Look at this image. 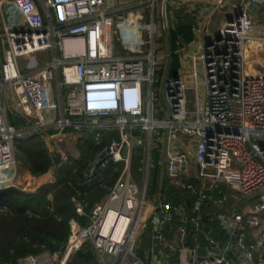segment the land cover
I'll return each instance as SVG.
<instances>
[{"label":"built area","instance_id":"obj_1","mask_svg":"<svg viewBox=\"0 0 264 264\" xmlns=\"http://www.w3.org/2000/svg\"><path fill=\"white\" fill-rule=\"evenodd\" d=\"M35 2L38 7L26 14L24 25L4 23L0 32V183L15 180L16 141L32 135L57 146L60 167L68 157L59 141L71 142L75 132L90 133L98 150L85 184L104 185L110 170L121 169L109 193L91 209L87 224L71 220L72 237L63 251L49 253L48 262L42 253L19 264H67L87 242L100 264H106V256L114 258L112 264L142 263L137 241L148 222L153 239L165 244V226L181 213L165 201L158 214L145 218L154 205L149 195L156 163L162 181L195 197V213L210 199L208 192L219 187L254 202L248 214L224 215L221 226L231 240L222 245L210 238L209 254H194L191 264H233L226 258L233 248L236 264H264V75H249L245 69L247 49L259 40L252 36L248 6L193 58L190 72L182 64L173 77L169 46L161 51L155 41L156 0H133L138 6L127 15L114 11L108 0ZM146 4H152L150 24L143 22ZM3 7L0 1V12ZM40 52H51L52 59L41 65ZM52 83L59 93L58 119L40 110L35 100ZM139 154L143 186L132 178ZM73 202L86 216L83 203L76 197ZM181 221L183 235L189 226L201 229L197 216L181 215ZM254 229L261 231L250 244ZM149 264L164 261L155 253Z\"/></svg>","mask_w":264,"mask_h":264},{"label":"trees","instance_id":"obj_2","mask_svg":"<svg viewBox=\"0 0 264 264\" xmlns=\"http://www.w3.org/2000/svg\"><path fill=\"white\" fill-rule=\"evenodd\" d=\"M194 38L190 24L170 27L168 42L171 76L174 77L179 72L181 49ZM84 136L79 143L80 158L70 159L58 167L53 183L44 184L32 193L16 187L0 189V264H19V260L28 255H40L46 251L54 255L63 251L72 237L71 220H76L81 226H85L91 209L106 197L118 180L121 166L110 170L104 185L85 184L84 172L98 147L94 145L90 133H85ZM16 145L24 153L25 164L34 175L41 176L50 171L53 165L52 157L48 155L37 136H32L26 141L19 139ZM27 147L29 149L26 150ZM137 156V164H140L141 155ZM154 156L157 160L158 154L155 153ZM150 185V198L159 197L160 202L169 203L173 212L183 211L185 217L196 216L193 212L195 197L188 192L176 190L166 181H162L161 169L158 166H155L151 172ZM228 191L226 187H219L209 195L213 198L225 197ZM75 197L83 203L86 216L77 212L76 204L73 202ZM247 201L251 202L249 204L254 203ZM203 221L208 230L211 226L212 228L217 226V229H214L216 238L226 236V231L224 232L220 225L218 228V222L213 226L207 219L204 218ZM174 223L181 226V215L175 214L171 224ZM188 229L192 230V227L189 226ZM174 230L175 228L171 229L170 224L165 227V231L172 235ZM146 231L153 234L151 223ZM167 234L164 233V236L168 237ZM67 264H100V262L92 244L87 242L79 251L72 254Z\"/></svg>","mask_w":264,"mask_h":264},{"label":"crops","instance_id":"obj_3","mask_svg":"<svg viewBox=\"0 0 264 264\" xmlns=\"http://www.w3.org/2000/svg\"><path fill=\"white\" fill-rule=\"evenodd\" d=\"M4 3L3 9L6 7L10 8L8 5L12 3L11 1L6 2L5 0H0ZM133 0H108V3L114 8V11H118L120 13L130 14L133 13L135 6H138V4H134L132 2ZM250 0H235V2H230L228 0H171L169 3V7H167V11L169 12V18L174 22V24H177L178 26L186 24L185 22L187 20L193 21L192 30L194 32L195 38L194 40L185 45L181 51H187L188 53L186 55H190L191 52L194 51L195 47H198L200 45H203L207 40L214 39L218 34V28L216 25V17L218 16V13H225L227 21H229L230 15L237 16L242 12V9L245 5L249 8V15L254 19L255 25L254 30L252 31V36L256 37L257 42L252 43L246 52V59L247 57L254 59L257 63L262 60L264 51L262 50V46L264 44V26L259 24L257 22V19L260 17V14L262 13V10H264V0H257L256 4L248 3ZM7 3V5H6ZM164 2H162L163 4ZM38 7L35 0H23L21 1V5L19 6V11L16 10V12L13 14V16L8 20L5 17L4 10L1 12L0 16V32L2 30L3 24L7 23L12 26H22L25 24V18L26 14L29 13L32 10H36ZM157 8V7H156ZM163 9V7H162ZM163 12V11H162ZM1 34V33H0ZM120 46V45H119ZM261 46V47H259ZM181 59V56H180ZM0 60H2L1 55V48H0ZM183 61L180 60V67L182 66ZM247 74L249 75H264V73H255L251 74V72L247 71ZM66 152V151H65ZM51 171V170H50ZM48 172L45 176L41 175L38 178L41 179L43 177H48L49 181L46 180L42 182L38 188L47 183H53L55 181V177L52 174V172ZM228 190L231 188L226 187ZM218 189V188H217ZM216 190V189H215ZM232 190V189H231ZM213 191V190H212ZM209 191L208 193L212 192ZM233 191V195L231 199L233 200L232 204L227 206V196L220 197V198H213L210 196V199L207 200L203 205L200 211H197L195 213L194 211V204H193V212L196 214L197 217H199V220L201 222V229L200 231H193L189 230L185 235L182 234L180 231V226L176 225L175 223L172 225L171 222L170 226L171 229H174L173 235L170 234V232L165 231V228L163 230L164 233H168V237L165 236L166 243L165 244H158L153 239V234L150 235L149 241L146 243L144 240V233L147 230L150 222H148L147 227L145 228L142 235L139 237L137 241V251L138 256L141 259V261L144 264H149L152 256L155 253H159L161 257L163 258L164 264H191L192 259L194 257V254H198L200 256H205L209 254V239L213 238L220 242L222 245H226L227 242L231 239H229V236L226 232V236H222V238H216V234L214 233V229L216 230L217 226H214L217 221L215 220V215L211 214L212 209V201L217 199L219 202L213 201L215 204H223V207L227 208L228 212H224V214L220 215V218H222L224 215L233 214V213H243L248 214L253 203L249 204L248 201L240 199L237 194ZM223 192V191H222ZM227 195V193L225 194ZM239 198V199H238ZM237 200L241 202H236ZM240 203V204H239ZM243 203V204H241ZM160 205L159 203L157 208H154L155 211L152 210V204L148 207L147 211L145 212V218L147 219L149 216H153L155 214H158L160 211ZM183 216H186L183 211H181ZM149 213H152L149 215ZM191 216H188L189 218ZM204 218L207 219L215 228H206V225L204 224ZM150 221V220H149ZM169 225V224H168ZM221 226V222L218 224ZM167 226V225H166ZM165 226V227H166ZM222 227V226H221ZM223 229V228H222ZM213 230V231H211ZM224 230V229H223ZM261 229H254L251 231L249 235V243L252 244L254 242L255 237L260 233ZM225 232V230H224ZM141 250V251H140ZM226 258L232 262L233 264L237 263L238 259V251L233 248L232 250H229L226 253ZM106 264H112L114 261V258L112 256H106L105 258Z\"/></svg>","mask_w":264,"mask_h":264},{"label":"rangeland","instance_id":"obj_4","mask_svg":"<svg viewBox=\"0 0 264 264\" xmlns=\"http://www.w3.org/2000/svg\"><path fill=\"white\" fill-rule=\"evenodd\" d=\"M6 2L11 1V0H5ZM21 1L23 0H12V3L10 5H8L10 8L6 7L3 9L5 12V17L9 20L13 14L16 12V10H20L19 6L21 5ZM154 1V0H153ZM163 0H156V25H157V32H156V45L160 48L161 51H163V49L165 48L166 44H167V31L170 30V27L173 28L175 27L177 24H174V22L169 18V10H170V1L171 0H167L166 2V18H164L162 7ZM257 0H250L248 3L251 4H256ZM230 2H235V0H231ZM7 5V3H6ZM145 7L143 8V22L146 24H150L153 20V11H152V4H146L144 5ZM167 7H169V10L167 11ZM127 15V14H126ZM0 16H1V12H0ZM226 14L221 12L218 13V16L216 17V19H214L216 21V26L219 27L218 29L220 30V28L227 22V18H226ZM230 18H233L234 15H230ZM253 19V18H252ZM254 25L256 24L254 19H253ZM257 22H259V24H261L262 26H264V10H262V13L260 14V17L257 19ZM186 24H190L191 26H193V21L192 20H187L185 22ZM166 27V29H165ZM218 30V31H219ZM254 30V29H253ZM149 33L145 31V38L149 39ZM218 35V34H217ZM216 39V37L214 39H210L207 40L203 45H200L198 47L194 48V51L190 53V55H186L188 52L187 51H183L180 53L181 59L183 61V65H185V68L187 71H191L192 67L190 65L191 61H193V58L196 56H199L200 54H202L211 44L212 42ZM114 46L115 49H117V51H119L120 46H119V42L114 39ZM251 45V44H250ZM249 45V46H250ZM261 47V46H259ZM262 50L264 51V44L262 46ZM37 57L40 60V64L44 65L47 63V60L52 59V54L51 52H40L37 54ZM180 59V60H181ZM245 69L246 72H251L252 73H264V53H263V57L262 60L260 62H256L254 59H251L250 57L246 59V65H245ZM199 80H202V75L199 74ZM55 83V82H54ZM47 84L45 89L43 90V92H37L35 95V100L38 103V107L40 110H43L46 114H48L49 116H51L52 118L58 119L60 117V111L58 108V101H59V93L57 92V88L55 86V84ZM192 81L188 84V85H192L191 84ZM206 93L205 87L202 85L200 88V95L204 96ZM11 122H13L11 120ZM85 133H73V138L70 140L71 142H67V141H59L62 144V150L66 151V156L68 157V160L66 161V163L70 160V159H74L77 160L80 158V150H79V143L80 140H82L85 136ZM32 136H37L43 146L45 147V149L48 152V155L52 157V161H53V165L50 168V172L53 171V175L55 176V171L57 170V167L61 164L57 163L55 164L54 158L55 156L60 153L59 149L57 148V146L47 140V137L45 138L43 135H32ZM30 137H26L24 139H21L23 141L28 140ZM16 146V157H17V174H16V178L15 180H13L12 182L8 183V184H1L0 183V189L1 188H6V187H16L19 188L25 192H35L37 191L38 187L40 184H42L43 181L46 182V180H48V177H43L41 179H39V176L34 175L28 165L25 164V161L23 159L24 153L22 151H20ZM29 149L28 147L26 148V150ZM143 153V152H142ZM141 153V154H142ZM95 155V154H94ZM94 157V156H93ZM92 159V158H91ZM90 159V161H91ZM138 156L135 155L134 157V163L132 165V178L140 185L143 186V176L140 174V172H138V167L139 164H137V160ZM89 161V162H90ZM64 164V163H63ZM62 164V165H63ZM57 165V166H56ZM89 165V163H88ZM87 165V168H88ZM157 165V163H156ZM155 165V166H156ZM86 168V170H87ZM85 170V172H86ZM49 172V171H48ZM48 172L46 174H48ZM84 172V174H85ZM46 174H44L43 176H45ZM49 181V180H48ZM46 184V183H45ZM164 184V183H163ZM161 183V185H163ZM169 184V183H168ZM44 185V184H43ZM42 186V185H41ZM40 186V187H41ZM235 196V194H233V191L230 189L227 192V201L228 204L227 206H229V204L231 205L233 200L231 199L232 196ZM154 205L152 206V210L151 211H155L154 208H157L161 199L157 196L151 198ZM239 199V198H238ZM243 200V199H242ZM213 201L219 202V200L215 199ZM212 203V209H211V214L215 215V220L220 223V215L224 214V212H228L227 208H225V206L223 207L224 203L221 205L219 204H215ZM236 201V200H235ZM238 202H241L239 200H237ZM236 201V202H237ZM246 201V200H245ZM240 204V203H239ZM243 204V203H241ZM150 208V207H149ZM179 214V213H178ZM182 214V212L180 213V215ZM151 233L149 234V232L145 231L144 233V240L147 243L149 241V237H150ZM80 250V249H79ZM78 250V251H79ZM50 252L46 251L45 254H43L42 259L44 262H48L49 258H48V254Z\"/></svg>","mask_w":264,"mask_h":264},{"label":"water","instance_id":"obj_5","mask_svg":"<svg viewBox=\"0 0 264 264\" xmlns=\"http://www.w3.org/2000/svg\"><path fill=\"white\" fill-rule=\"evenodd\" d=\"M166 2H167V0H164V3H163V15H164V18H166ZM165 29H166V27H165ZM216 39H218V36H216ZM167 45L169 46L168 31H167ZM125 154H126V151H125ZM54 161H55V163H59L60 162V154H57L55 156ZM138 264H144V263L142 262V263H138Z\"/></svg>","mask_w":264,"mask_h":264},{"label":"bare ground","instance_id":"obj_6","mask_svg":"<svg viewBox=\"0 0 264 264\" xmlns=\"http://www.w3.org/2000/svg\"><path fill=\"white\" fill-rule=\"evenodd\" d=\"M254 74V73H253ZM120 230V229H119Z\"/></svg>","mask_w":264,"mask_h":264}]
</instances>
